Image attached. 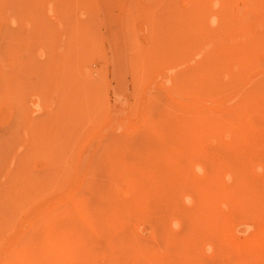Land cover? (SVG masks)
<instances>
[{
	"label": "rangeland",
	"instance_id": "1",
	"mask_svg": "<svg viewBox=\"0 0 264 264\" xmlns=\"http://www.w3.org/2000/svg\"><path fill=\"white\" fill-rule=\"evenodd\" d=\"M0 70V264H264V0H0Z\"/></svg>",
	"mask_w": 264,
	"mask_h": 264
},
{
	"label": "bare ground",
	"instance_id": "2",
	"mask_svg": "<svg viewBox=\"0 0 264 264\" xmlns=\"http://www.w3.org/2000/svg\"><path fill=\"white\" fill-rule=\"evenodd\" d=\"M2 39H3V37H2ZM2 71H3V69H2ZM0 72H1V70H0ZM2 79V78H1ZM8 103V102H7ZM3 107V106H2ZM12 122H13V119H12V117H11V115L9 114L8 116H7V114H6V111L3 109L2 111H0V136H3L6 132H7V130L9 129V128H13L14 129V126L15 125H13L12 126ZM8 138H10L9 137V135H8ZM3 141H5V139L3 140ZM33 145V144H32ZM10 146V145H9ZM4 147H5V145H4ZM8 147V146H7ZM2 150V149H1ZM0 150V151H1ZM19 151V150H18ZM51 152H53V151H51ZM5 153H6V151H5ZM50 154V153H49ZM5 156V155H4ZM19 156V157H18ZM7 159H8V157H7ZM4 160V159H3ZM12 160H14V162H15V168H14V170H13V172H16V170L17 169H19V167H20V165H21V161L23 160L22 159V154L21 155H14V157L12 158ZM11 160V161H12ZM13 162V163H14ZM28 167V169H29V172H30V174H31V176L34 178L35 177V172H34V170L33 169H31V168H29V166H27ZM49 170V167H48V165L46 164L45 166H44V164H42V165H40V168H39V173L41 172V174H47L48 172H46V171H48ZM12 172V173H13ZM12 173H10L9 174V176L12 174ZM14 174V173H13ZM12 176V175H11ZM31 179V178H30ZM35 179V178H34ZM34 179H33V182H34ZM32 182V181H31ZM32 182V183H33ZM31 184V183H30ZM34 188V187H33ZM18 190V189H17ZM35 190V189H34ZM246 189H243V188H240V186H239V188H237V189H235V190H233V193H231L232 195L231 196H229V198H228V201H229V203H231V204H234V203H237L238 201H239V203L238 204H236V206L238 205H241V206H243V203H244V208L245 207H247L248 206V204H250V205H252V208H256V205L254 204V202L253 201H251V200H249L248 198H245V196H246ZM226 192H228V194L231 192V191H226ZM26 193V192H25ZM205 196V195H204ZM258 196V195H257ZM14 197V196H13ZM245 198V199H244ZM31 199V198H30ZM34 199V198H33ZM224 200H225V198H224ZM224 200H222V198L221 197H219V198H216V199H214V198H212V195H211V190H210V194H207V196H206V199H205V202L207 203V206H206V212H205V215H207L208 217H215L216 215H217V212H216V202H225ZM15 201V200H14ZM27 201V200H26ZM23 208V207H22ZM242 208V207H241ZM239 210H240V208H239ZM25 213V212H24ZM27 213V212H26ZM197 216V215H196ZM198 217V216H197ZM207 217V218H208ZM1 220V219H0ZM4 221V220H3ZM2 230V229H1Z\"/></svg>",
	"mask_w": 264,
	"mask_h": 264
},
{
	"label": "clouds",
	"instance_id": "3",
	"mask_svg": "<svg viewBox=\"0 0 264 264\" xmlns=\"http://www.w3.org/2000/svg\"><path fill=\"white\" fill-rule=\"evenodd\" d=\"M198 171H202V169H198ZM230 179V178H229ZM188 202H190V200L188 201ZM173 228H175V229H179V224L178 223H174L173 224ZM206 251L209 253V254H211V252H212V247L211 246H208V248L206 249Z\"/></svg>",
	"mask_w": 264,
	"mask_h": 264
}]
</instances>
